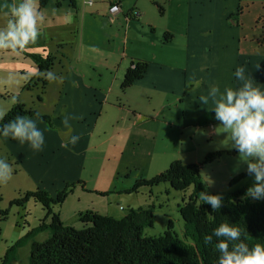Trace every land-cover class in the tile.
Returning <instances> with one entry per match:
<instances>
[{"label":"crops","instance_id":"1","mask_svg":"<svg viewBox=\"0 0 264 264\" xmlns=\"http://www.w3.org/2000/svg\"><path fill=\"white\" fill-rule=\"evenodd\" d=\"M115 1L99 0L100 5L94 8L92 0L83 1L82 6L77 4V0H38L39 10L44 16L38 40L45 47H69L71 58L68 61L74 60L79 64L78 67L67 68L60 82V93L67 97L71 112L77 111L84 115L86 111L88 115L85 120L91 130L86 128V137L79 142L83 146L87 143L89 147L94 132L98 131L97 127L101 130L104 126L106 117L102 118V115L115 110L121 122L115 125L114 140L117 145L113 151L118 150L119 144L123 143L120 149L130 153L127 166L143 172L152 168L158 151L156 146L165 145L166 138L182 134L188 126L199 129L206 125L209 131L214 124H219L214 119L212 106L201 105L196 100L206 91L208 84L218 83L222 89L225 86L236 87L239 82L233 73L237 66H246L255 83L264 87V0H186L185 10L181 5L178 6L174 28L167 25L160 30L169 35L166 42L153 29L151 34L140 31L150 22L139 0H133L132 4L119 0L120 12L109 22L113 23V27L108 28L111 41L114 39L111 42L114 52L103 53L107 56L95 62L102 69L96 67L98 71L80 72V66L88 67L84 57L85 53H89L83 38L86 30H80V26H93L95 21L100 24L103 19L108 21L107 9ZM152 5L163 16L164 9L156 0H152ZM53 9H65V15H57L56 18L66 21L55 24ZM115 23L123 24L124 28L119 30L114 26ZM132 30L142 35L140 42L134 46L129 36ZM81 36L82 42L79 45ZM109 40L108 37L105 39L107 51L113 49ZM115 52L118 54L115 55ZM65 57L66 54L61 53V58ZM131 60L145 61L147 68L140 79L122 92L120 83ZM88 78H96L97 82L92 84ZM113 103H117L115 105L119 112ZM70 123L71 128L77 126V117L71 115ZM38 126L47 134L44 122L38 121ZM0 140L12 153L22 150L24 155L26 146H20L11 139ZM49 144L50 153L42 151L35 159L36 165H39L38 170L35 169L36 174H40L42 163L53 157V138ZM63 151L69 155L74 154V149ZM17 157L21 158L18 154ZM85 159L82 160V167ZM24 162L25 158L22 159ZM118 165L120 163L116 161L111 165L105 164L97 172L104 177L113 173L117 180L124 175L120 174ZM125 176L126 181L120 183L123 185L121 188L111 189L121 193L129 189L137 178H141L137 175ZM35 183L50 195L64 186L59 188L54 185L53 190V185H39L36 180Z\"/></svg>","mask_w":264,"mask_h":264},{"label":"rangeland","instance_id":"2","mask_svg":"<svg viewBox=\"0 0 264 264\" xmlns=\"http://www.w3.org/2000/svg\"><path fill=\"white\" fill-rule=\"evenodd\" d=\"M83 1L86 0H77V4L82 6ZM139 1L146 19L150 22L148 25H144L143 30L140 31H143L144 34H151L153 29L164 42L163 32L165 31L160 30L167 25L174 28L178 6L181 5V8L185 10L186 0H156L164 9L163 16L158 14L156 7L152 5V0ZM92 2H94V8L100 5L99 0H92ZM127 2L132 4L133 0H126ZM65 12V9H53V17L56 19L55 24L66 21L63 18H56L57 15H65ZM109 22V20L103 19L100 24L95 21L93 26L89 24L84 27L83 25L80 26V30H86L84 31L86 35L83 38L89 48L88 55L85 53L84 57L88 67L80 66L78 69L80 72L98 71L95 68L100 66L96 65L95 62L107 56L103 53L114 52V46L111 43L114 39L111 41L112 37H109L108 33V28L113 27V23L110 24ZM2 24L3 21L0 20V25ZM114 26L118 27L119 30L124 28V25L119 23H115ZM129 36L132 40V46L139 43V38H142L141 34L137 35V30H132ZM107 37L113 46L110 51L106 50L105 39ZM81 42L82 36L78 41L79 45ZM70 52L69 47L63 49L55 46L45 47L40 40L18 54L0 50V81L8 77L12 78L10 83H0V111H4L6 114L14 103H18L22 104L26 108L25 110H33L35 115L38 113L41 118L39 121L44 122L47 131V134L45 133V146L42 151L50 153L49 141L53 138V157L42 163L40 174L35 173V169L38 170L39 167V165H36L35 159L42 151L33 152L25 144L23 145L26 146L24 155L22 150L12 153L0 140V157L6 159L13 170L12 178L7 183L0 184V211L6 214L5 216L0 215V264L6 250L14 242L23 237L28 230L35 228L39 221L45 220L46 211L32 199L22 201L20 205L12 204L14 200L21 199L24 193L38 188L35 180L39 185H53V190H55L54 185L61 188L63 184L67 183H77L79 181L83 183L84 190L80 189L79 186L81 185L74 186L61 206L55 208V211L59 213L61 222L76 226L78 229L82 225L76 221V216L87 210L120 219L127 213L129 208L137 209L152 206L153 226L144 229L143 235L146 237L162 235L166 231L168 220L172 221L174 232L181 237L183 221L178 212V206L188 200L191 189L175 191L167 183L152 187L151 193H149L150 189L147 187L140 188L135 193H118L115 189H111L112 187L121 188L123 186L120 183L126 181L125 174L129 175L128 177L137 175L149 179L164 171L171 162L179 160L183 164L200 165V176L205 188L213 195L226 196L253 183V177L249 175L229 186V183L235 177L247 173V165L240 161L244 158L240 157L236 149L232 148L228 135L219 124H214L213 128H209V131L206 125L199 129L188 126L181 132L182 134L178 133L173 137L166 138L167 143L165 145L157 144L158 146H156L158 151L156 152V160H153L154 165L152 168L143 172L141 169H133V166H127L130 153H128V150L120 149L123 143L119 144L118 150L113 151L117 145L114 140L115 125L121 122V120L118 121V113L116 114L115 110L102 115V118L106 117L103 128L99 130L97 127L98 131L94 132L91 145L87 147L86 143L83 146L79 141L86 137L84 136L86 128L91 130V127H88L87 120H85L88 115L86 111L84 115L77 111L71 112L67 97L60 93V82L63 75L67 73V68L72 69L79 65L74 60L68 61L71 58ZM49 53L52 55L50 56ZM61 53L66 54L64 59L61 58ZM116 54L118 53L115 52ZM46 63H51L53 66L50 65L48 69L39 70V66L45 67ZM48 70L54 71L58 79L54 81L46 79L44 73ZM88 80L92 84L97 82L96 78H88ZM24 84L28 85L29 89L25 88ZM115 104L117 105V103ZM115 104L114 106L119 112ZM66 115L77 117V126L71 128V131L64 128L62 124V120ZM44 117L48 118V121ZM99 132L102 134L100 135ZM70 135H79L78 143L75 146L62 147L63 141H67ZM119 138L121 139L120 136ZM70 149H74L73 155L63 151H69ZM88 149H90L89 152H87ZM139 150L137 149V151ZM120 152L123 154H120ZM214 152H221V155L214 156L211 162L204 160L208 153ZM17 154L21 156L20 159H18ZM85 157V163L82 167L81 163ZM23 158H25L24 163H22ZM115 161L120 163L118 167L120 174H124L122 178L115 180L113 173L104 177L97 172L100 167L102 169L105 164L111 165ZM130 170L132 172H128ZM101 173L103 172L101 171ZM96 190L105 191L106 195H101L99 194L101 192ZM54 195L55 192L51 196ZM47 222H49V219H47ZM46 238L47 233L44 232L37 235L35 240L42 241ZM17 256L18 260L12 264H28L29 244L19 248Z\"/></svg>","mask_w":264,"mask_h":264},{"label":"trees","instance_id":"3","mask_svg":"<svg viewBox=\"0 0 264 264\" xmlns=\"http://www.w3.org/2000/svg\"><path fill=\"white\" fill-rule=\"evenodd\" d=\"M159 11L161 12L160 8ZM163 37L167 41L169 35L164 34ZM50 65L51 63H46L45 67L39 66V70L48 69ZM146 68L147 62L131 60L120 83V90L124 92L134 81L140 79ZM24 85L29 89L28 85ZM25 109L22 104L14 103L2 122L7 123L17 115L35 116L33 110ZM44 119L48 121V118ZM220 155L221 152L208 153L204 160L211 162L214 156ZM199 166L175 160L164 171L149 179L138 178L129 189L122 191L135 193L138 189L147 187L151 193L152 187L162 183L169 184L175 191L190 188L188 200L178 206L183 221L181 237L174 232L171 220H168L166 231L162 235H143L144 229L153 226L152 206L129 208L120 219L87 210L76 216L81 228L64 224L55 208L61 206L74 186L81 185L84 188L79 181L65 184L54 196L37 188L24 193L21 199L14 200L12 204L15 205L28 199L39 203L46 211L45 220L39 221L35 228L28 230L14 242L6 250L1 264L17 261V250L27 244L28 264H216L215 237L212 244H206L204 237L210 235L225 220L244 228L252 238L251 243L264 242V200L246 196L252 184L222 196L220 210L213 212L210 205L203 204L199 199L200 192L211 194L205 188ZM246 176L249 174L235 177L229 186ZM99 194L106 195V192ZM0 215L6 214L0 211ZM44 232L47 233V238L36 241V236Z\"/></svg>","mask_w":264,"mask_h":264},{"label":"clouds","instance_id":"4","mask_svg":"<svg viewBox=\"0 0 264 264\" xmlns=\"http://www.w3.org/2000/svg\"><path fill=\"white\" fill-rule=\"evenodd\" d=\"M0 20L3 21L0 50L18 54L37 43L44 16L38 0H0ZM44 75L49 81L58 79L52 70ZM233 75L238 86L222 89L213 82L196 100L201 105L212 106L214 119L228 135L232 148L244 158L240 161L246 163L247 173L253 177L246 196L264 200V87L255 83L246 66H237ZM11 79L8 77L0 83H10ZM4 116L5 112L0 111V138L11 139L21 146L26 144L33 152L43 150L45 131L38 126L41 119L38 113L34 117L17 115L7 123L2 122ZM62 124L71 131L70 117L66 115ZM79 139V135H70L62 147L75 146ZM12 175V166L0 157V184L7 183ZM199 199L214 212L220 210L223 198L205 191L199 193ZM213 237L216 264H264V242L251 243L252 238L238 224L221 222L204 237V242L212 244Z\"/></svg>","mask_w":264,"mask_h":264},{"label":"built area","instance_id":"5","mask_svg":"<svg viewBox=\"0 0 264 264\" xmlns=\"http://www.w3.org/2000/svg\"><path fill=\"white\" fill-rule=\"evenodd\" d=\"M89 5H91V2H88ZM120 12V6H119V0H116L112 4L109 5L107 9V15L106 18L109 21H113L115 16Z\"/></svg>","mask_w":264,"mask_h":264}]
</instances>
